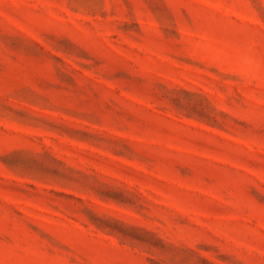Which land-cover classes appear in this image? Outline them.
<instances>
[{
	"label": "rangeland",
	"instance_id": "374dc122",
	"mask_svg": "<svg viewBox=\"0 0 264 264\" xmlns=\"http://www.w3.org/2000/svg\"><path fill=\"white\" fill-rule=\"evenodd\" d=\"M0 264H264V0H0Z\"/></svg>",
	"mask_w": 264,
	"mask_h": 264
}]
</instances>
